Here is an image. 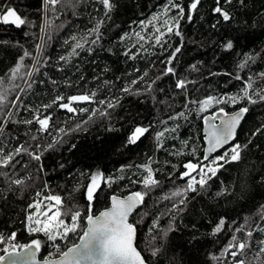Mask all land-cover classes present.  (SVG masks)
<instances>
[{
  "label": "trees",
  "instance_id": "16d2710c",
  "mask_svg": "<svg viewBox=\"0 0 264 264\" xmlns=\"http://www.w3.org/2000/svg\"><path fill=\"white\" fill-rule=\"evenodd\" d=\"M176 2L185 8L179 36L162 26L164 19L172 23L178 16L175 8L164 16L169 0H112L110 12L100 0H58L54 5L0 0L27 21L20 28L0 24V94L5 96L0 102V153H12L20 145L28 150L15 157L14 167L0 168L23 181L15 185L0 176V236L7 240L14 232L22 245L40 239L39 257H55L57 248L64 251L77 242L87 214L107 207L114 194L141 191L146 192L144 203L130 221L147 264H264V253H259L264 241V0H200L194 12L189 11L193 0ZM217 6L229 13L228 21L214 11ZM154 16L159 19L149 24ZM156 27L164 32L161 44L154 39ZM136 33L145 39L138 42ZM77 41L83 48L72 54ZM229 41L232 49L225 47ZM168 67L174 74H165ZM178 80L186 82L184 89L176 87ZM245 91L249 98L240 99ZM74 95L92 98L74 102L73 113L58 106ZM209 96L236 97L238 102L199 112L196 102ZM57 97L64 100L54 103ZM240 107L248 111L235 140L204 161L203 116ZM36 116L51 117L47 131L39 130ZM137 126L149 131L131 144L128 138ZM160 132L164 135L157 140ZM235 144L241 146L238 160L229 156L228 162H219L222 166L211 165V159ZM188 162L218 171L193 192L187 190L188 178H181ZM145 166L158 181L150 190L142 184ZM96 173L104 179L89 202L87 185ZM176 192L182 195L174 196ZM48 195L61 196V219L69 226L71 213H81V227L67 239L48 241L27 231V216L34 211L28 206ZM221 220L224 226L215 232ZM240 242L248 245L242 252L229 247ZM5 245L0 243V255ZM232 251L238 256L233 258Z\"/></svg>",
  "mask_w": 264,
  "mask_h": 264
},
{
  "label": "snow or ice",
  "instance_id": "6c2138e0",
  "mask_svg": "<svg viewBox=\"0 0 264 264\" xmlns=\"http://www.w3.org/2000/svg\"><path fill=\"white\" fill-rule=\"evenodd\" d=\"M47 3L56 4L58 0H46ZM104 9L107 12H110L113 8L112 0H100ZM226 3H231L232 0H225ZM243 0H241V3ZM219 4V0H217ZM200 4V0H193L190 4L189 11L194 12L198 5ZM171 8L177 9L178 16L172 17V23H169L168 19H164L162 21V26L166 28L168 33L175 32V35L179 36L180 32L179 28V18H183L185 14V8L181 7L176 0H169V7L164 9V16L168 15V12ZM214 11L220 14L224 21H228L230 19V15L227 11H225L221 6H217ZM191 19L189 15L187 17ZM159 17L154 16L152 21H149V24H152L153 21L158 20ZM27 23L26 19L23 18L18 11L11 6H4L0 4V24L4 25H13L16 28H20ZM94 34L99 32V25L95 29L92 30ZM154 39L157 44H161L162 38L164 36V32L161 31L160 27L155 28ZM136 37L138 42L143 41L145 39L144 36L140 35V33H136ZM75 39V38H73ZM99 39V36H96V39L92 41L95 43ZM225 47L227 49H232L233 44L229 41ZM83 48V44L77 41L73 48L72 54H76L77 49ZM176 53L180 52V48L177 47L175 49ZM25 56H28L29 53L25 52ZM125 55H130V53L126 52ZM134 58V57H133ZM23 59V58H21ZM61 59H65V57H61ZM168 63H171V59L168 60ZM23 64H18L16 68L13 70V76L18 74L21 71ZM243 67V65H241ZM31 75L32 73H27ZM167 74H174V70L171 67L166 69ZM146 75V73H145ZM133 84L136 81H132ZM176 87L180 89H184L186 87V82L184 80H178L176 83ZM251 87V85H249ZM125 92L131 93L130 88H125ZM95 93H92L94 96ZM92 96L89 95H74L67 98V102L59 103V107L61 109H65L69 113L76 112L77 109L72 105L74 102H87L90 101ZM249 94L247 91L244 92V95L240 99H248ZM5 99V96L0 94V102ZM261 100H264V95L260 96ZM63 97H57V101H63ZM237 103L236 97H227L224 99L216 98L209 96L202 101H198L196 103L199 104V112L204 113L207 112L214 104L218 105L221 103ZM255 103V101H251ZM111 103L108 107H113ZM45 108L51 107V105H45ZM220 113H224V109L221 108ZM248 109L241 108L236 114L228 116L227 113L224 115L227 117L225 119H221L219 123H215L217 120L216 115L205 116L204 123L207 126L206 133L204 139L207 141L208 147L204 154V161H208L210 156L209 154L216 152L217 149L223 147L230 140H232L235 136V131L237 125L240 123L241 118L244 113H246ZM180 116H184V113H180ZM50 116H44L41 118L40 116H36L34 118L35 123L39 125L40 131H47L49 129V121ZM33 120H25L23 123L31 125L34 122ZM2 131V129H0ZM63 132V129H60ZM149 131L146 127L137 126L132 134L128 138V142L131 144H135L142 136H144ZM175 131V129H173ZM164 135L163 132L157 134V140L160 139ZM32 139H35L33 137ZM240 148L239 144H235L231 147L230 151L224 153V155L215 157L211 159V165H219L221 160L228 162L226 157L231 158V161H236L240 157ZM195 151V150H194ZM27 148L24 145H20L16 147L12 153H0V168H8L14 167L13 161L17 155L21 153H27ZM29 155H31L29 153ZM33 159L39 161L41 159L40 155H34ZM18 163V161H16ZM185 171L181 174V178L187 177V190H191L195 192L197 190V185L200 188H203L207 183V179H211L212 176L216 175L218 171V167L205 165L203 163H192L188 162L183 165ZM145 170L147 175L142 180V184L146 190H150L153 187L158 186V181L153 176V171L150 167L145 166ZM192 173H197L200 179L197 180L195 175ZM209 173L211 176H209ZM0 176L8 179L11 184L21 185L23 181L21 179H11L7 172H0ZM104 179L102 174L96 173L91 176V181L87 185L86 195L87 200L91 202L94 198V193L100 187L101 180ZM108 183H111L109 180ZM146 192L136 191L133 192L126 197H118L113 195L111 197V206L99 212L98 215L87 214L86 226L82 229V234L79 236V243L73 244V246L68 247L66 251H61L57 248V252L59 253L58 260H49L44 259L43 264H146V260L142 255L141 251L137 249L136 246V236H137V228L136 226L130 222L129 218L133 215L134 211L138 209L144 203ZM174 196H181L182 193L176 192L173 193ZM168 197H165L167 199ZM47 201L48 203H45ZM54 202V203H53ZM180 203H184L183 200ZM63 204L62 198L59 195H48L45 196L42 200L36 201L33 204H30L28 207L30 209H34L33 212H30L27 216L28 227L27 231L29 234H43L44 237L47 238L48 241H56L57 238L67 239L70 233H77L78 228L81 227L79 224V220L81 219V213L79 211H75L71 213V225L65 223L63 219H61L62 212L61 206ZM55 209V210H53ZM89 213H91V207H89ZM224 226V221L221 220L218 226L215 228V232H220L222 227ZM155 228L156 225L154 224ZM240 230V229H238ZM166 234V233H165ZM248 236L251 237L252 233L248 232ZM16 239V233H11L7 240L0 236V243H6L7 247L3 249L6 255H0V264H4L5 260H7V264H40V262L36 259V254L41 250V240L33 239L29 244H17L12 243ZM235 240V237H233ZM261 247L259 249V253H264V241H261ZM248 245L244 242L230 244L229 247L238 248L241 252ZM17 249H22V253L17 251ZM157 250L152 251V255H156ZM231 256L233 258L238 256L237 251H232ZM237 264H246L244 260H238Z\"/></svg>",
  "mask_w": 264,
  "mask_h": 264
},
{
  "label": "water",
  "instance_id": "95a60500",
  "mask_svg": "<svg viewBox=\"0 0 264 264\" xmlns=\"http://www.w3.org/2000/svg\"><path fill=\"white\" fill-rule=\"evenodd\" d=\"M241 108H245V107H240V108H237V109H235V110H233V111H230V112H228V111H226V110L224 109V113H227L228 116H231V115L236 114ZM219 110H220V109H216V110H214V111H212V112H208V113H206V114L203 116V118H202V136H203V144H204V147H203V157H204L205 151H206V149H207V147H208L207 141L204 139V136H205V133H206V129H207V126H206L205 123H204V117H205V116L216 115V116H217V120L215 121V123H219V121H220L221 119H225V118H227V117L224 115V113H220ZM245 115H246V113L243 114L240 123L237 125V128H236V131H235V136H234V138H233L232 140H230L227 144H225L223 147L217 149L216 152L209 154L210 157H211L212 155L216 154L218 151H220V150H222L223 148H225L226 146H228L229 144H231V143L235 140L236 135H237V131H238V129H239V127H240V125H241V123H242V121H243ZM203 160H204V159H203ZM131 193H133V192H130V193H128V194H126V195H123V196H121V195H116V194H114V195H116V196H118V197H126L127 195H129V194H131ZM112 196H113V195H112ZM112 196H111V197H112ZM111 197H110V200H109V205H108L107 207L103 208L102 210H100L99 212L104 211V210L108 209V208L111 206ZM139 207H140V206H139ZM139 207H138V208H139ZM135 211H136V210H135ZM135 211H134V213H135ZM99 212L96 213V214H92V215H98ZM134 213H133V214H134ZM132 216H133V215L130 216L129 220L131 219ZM130 222H131V221H130ZM85 226H86V220H85ZM76 243H79V239L77 240ZM71 246H73V245H71ZM71 246H69V247H71ZM67 248H68V247H67ZM67 248H66L64 251H66ZM17 251H20V252L22 253V249H19V250H17ZM2 255H6V254L4 253V254H2ZM36 259H37L38 262H40V264H43V260H44V259H42V258L39 257V252H37V254H36ZM45 259H49V260H58V259H59V255H58V256H55V257L45 258ZM4 264H7V260H5ZM146 264H147V262H146Z\"/></svg>",
  "mask_w": 264,
  "mask_h": 264
},
{
  "label": "built area",
  "instance_id": "2783aa9c",
  "mask_svg": "<svg viewBox=\"0 0 264 264\" xmlns=\"http://www.w3.org/2000/svg\"><path fill=\"white\" fill-rule=\"evenodd\" d=\"M12 243H17V244H19V243H18L17 241H15V240H14V241H12ZM17 250H18V249H17Z\"/></svg>",
  "mask_w": 264,
  "mask_h": 264
},
{
  "label": "bare ground",
  "instance_id": "6f19581e",
  "mask_svg": "<svg viewBox=\"0 0 264 264\" xmlns=\"http://www.w3.org/2000/svg\"><path fill=\"white\" fill-rule=\"evenodd\" d=\"M5 247H7V245Z\"/></svg>",
  "mask_w": 264,
  "mask_h": 264
},
{
  "label": "rangeland",
  "instance_id": "374dc122",
  "mask_svg": "<svg viewBox=\"0 0 264 264\" xmlns=\"http://www.w3.org/2000/svg\"><path fill=\"white\" fill-rule=\"evenodd\" d=\"M6 245H7V244H6ZM6 245H5V246H6Z\"/></svg>",
  "mask_w": 264,
  "mask_h": 264
}]
</instances>
